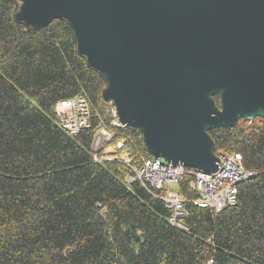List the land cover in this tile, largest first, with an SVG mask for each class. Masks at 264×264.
I'll list each match as a JSON object with an SVG mask.
<instances>
[{
	"label": "trees",
	"instance_id": "1",
	"mask_svg": "<svg viewBox=\"0 0 264 264\" xmlns=\"http://www.w3.org/2000/svg\"><path fill=\"white\" fill-rule=\"evenodd\" d=\"M13 10L0 0V264H264V119L209 131L214 154L240 153L252 173L236 204L215 213L188 202L186 229L172 226L151 186L127 185L130 166L93 160L100 126L123 140L131 165L153 156L135 130L112 125L104 83L64 22L26 30ZM78 95L91 127L71 137L54 107ZM190 181L178 185L187 201L197 197Z\"/></svg>",
	"mask_w": 264,
	"mask_h": 264
},
{
	"label": "water",
	"instance_id": "2",
	"mask_svg": "<svg viewBox=\"0 0 264 264\" xmlns=\"http://www.w3.org/2000/svg\"><path fill=\"white\" fill-rule=\"evenodd\" d=\"M10 1L26 30L64 22L149 156L214 173L209 131L264 119V0Z\"/></svg>",
	"mask_w": 264,
	"mask_h": 264
},
{
	"label": "built area",
	"instance_id": "3",
	"mask_svg": "<svg viewBox=\"0 0 264 264\" xmlns=\"http://www.w3.org/2000/svg\"><path fill=\"white\" fill-rule=\"evenodd\" d=\"M54 111L59 126L71 137L91 127L92 114L89 103L83 95L59 101ZM111 112L112 125L123 128L113 108ZM114 137V132L106 130L104 126L97 128L92 140L93 160L96 162L116 160L130 166L132 175L126 177L127 185L138 181L151 186L170 211L168 222L179 229H186L182 222L188 216L186 203L191 202L197 208L220 213L224 208L236 204L237 184L252 176L251 172L243 168L242 155L231 151L217 156L219 163L214 173H206L182 165L173 166L156 157L141 159L138 164L131 165L133 159L130 157V151L124 147L123 140L114 142ZM186 177L191 179L189 188L197 196L192 201H187L179 193V182Z\"/></svg>",
	"mask_w": 264,
	"mask_h": 264
},
{
	"label": "rangeland",
	"instance_id": "4",
	"mask_svg": "<svg viewBox=\"0 0 264 264\" xmlns=\"http://www.w3.org/2000/svg\"><path fill=\"white\" fill-rule=\"evenodd\" d=\"M111 110V109H110ZM254 118H252V119H248L247 121H249V123L251 124V120H253ZM256 121H258V120H256ZM253 123V122H252Z\"/></svg>",
	"mask_w": 264,
	"mask_h": 264
}]
</instances>
